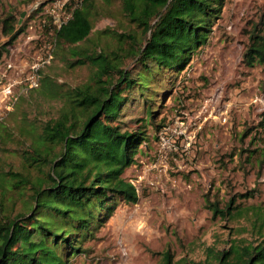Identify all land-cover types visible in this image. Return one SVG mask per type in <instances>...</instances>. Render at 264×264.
<instances>
[{
    "label": "rangeland",
    "instance_id": "1",
    "mask_svg": "<svg viewBox=\"0 0 264 264\" xmlns=\"http://www.w3.org/2000/svg\"><path fill=\"white\" fill-rule=\"evenodd\" d=\"M81 1L0 0V177L24 168L34 134L58 116L63 95L90 80L93 66L69 67L72 47L55 44V29ZM94 2V28L77 47L114 44L110 30L142 32L120 0ZM7 18L16 20L14 39ZM210 29L171 90L152 104L146 140L123 172L138 200L118 204L69 264H158L165 251L203 264L207 249L226 247L233 232L250 237L245 218L215 208L264 210V66L245 56L252 36L264 35V0H223ZM135 63L124 61L128 71ZM36 69L41 81L31 87ZM135 96L120 118L131 129L145 117V98ZM28 196L15 194L8 212L22 210ZM6 202L0 195L1 212Z\"/></svg>",
    "mask_w": 264,
    "mask_h": 264
},
{
    "label": "trees",
    "instance_id": "2",
    "mask_svg": "<svg viewBox=\"0 0 264 264\" xmlns=\"http://www.w3.org/2000/svg\"><path fill=\"white\" fill-rule=\"evenodd\" d=\"M94 1L82 0L54 33L58 47H72L65 58L69 67L93 66L90 80L66 91L58 116L34 134L24 168L0 177L1 199L7 200L6 209H0V264H69L118 204L138 200L136 186L123 172L146 140L142 127L154 118L152 104L171 90L205 44L223 4V0H120L129 23L142 32L110 30L114 44L77 47L94 28ZM5 25L6 33L16 38V20L7 18ZM251 39L245 56L264 66V35ZM127 59L137 66L128 71ZM153 83L159 84L160 94ZM136 92L145 98V117L137 118L131 129L120 118L126 104L136 100ZM25 193L29 196L23 209L8 212L14 195ZM215 211L234 221L245 218L250 237L233 232L226 247L207 249L203 264H264V210L237 206L234 212L229 207ZM158 264L198 263L175 261L165 251Z\"/></svg>",
    "mask_w": 264,
    "mask_h": 264
},
{
    "label": "built area",
    "instance_id": "3",
    "mask_svg": "<svg viewBox=\"0 0 264 264\" xmlns=\"http://www.w3.org/2000/svg\"><path fill=\"white\" fill-rule=\"evenodd\" d=\"M39 82H40V74L38 73V69H36V72L33 74V77L31 79L30 86L37 87L39 85ZM8 89H9L8 87H5V90H7V92H9Z\"/></svg>",
    "mask_w": 264,
    "mask_h": 264
}]
</instances>
